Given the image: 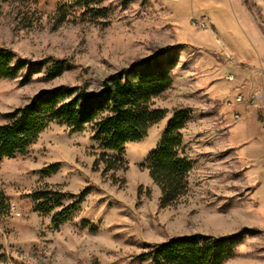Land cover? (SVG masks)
Masks as SVG:
<instances>
[{
	"label": "rangeland",
	"instance_id": "1",
	"mask_svg": "<svg viewBox=\"0 0 264 264\" xmlns=\"http://www.w3.org/2000/svg\"><path fill=\"white\" fill-rule=\"evenodd\" d=\"M0 47L31 63L65 60L56 79L43 69L0 79L3 116L42 91L85 85L99 93L108 76L168 48L178 59L171 88L155 101L166 117L148 136L108 152L105 171L93 126L72 134L51 123L25 155L0 160V264H153L140 255L176 237L234 238L225 264H264V0H0ZM188 110V193L161 206L147 169L168 122ZM57 166V170L51 167ZM48 189L77 202L56 224L36 210ZM73 196L75 198H70Z\"/></svg>",
	"mask_w": 264,
	"mask_h": 264
},
{
	"label": "trees",
	"instance_id": "2",
	"mask_svg": "<svg viewBox=\"0 0 264 264\" xmlns=\"http://www.w3.org/2000/svg\"><path fill=\"white\" fill-rule=\"evenodd\" d=\"M72 1L86 11L96 2L100 3V0ZM168 51V48L162 49L136 61L129 69L108 76L99 93L85 85H61L42 91L24 106L4 114L7 123L0 124V160L25 155L39 135L56 122L67 126L72 134L83 133L92 125V140L104 151L100 160L105 164V171L119 169L108 152L124 154L128 145L145 139L150 128L166 117V111L156 107L155 101L172 85L169 69L177 61L178 53L166 55ZM66 66L65 60L51 58L31 63L17 58L12 50L0 47V79H15L25 73L23 82L29 83L44 69L46 77L52 80L60 77ZM188 119V110H177L167 124L159 148L147 159L146 167L161 190L163 207L176 204L188 193V178L193 169L183 145ZM51 168L57 170V166ZM32 196L37 211L51 214L59 209L53 220L60 224L75 214L84 194L66 207L62 205L66 197L48 189ZM234 238L176 237L140 258L153 264H225L234 256Z\"/></svg>",
	"mask_w": 264,
	"mask_h": 264
},
{
	"label": "built area",
	"instance_id": "3",
	"mask_svg": "<svg viewBox=\"0 0 264 264\" xmlns=\"http://www.w3.org/2000/svg\"><path fill=\"white\" fill-rule=\"evenodd\" d=\"M262 106H263V109H264V103H263V105H262Z\"/></svg>",
	"mask_w": 264,
	"mask_h": 264
}]
</instances>
